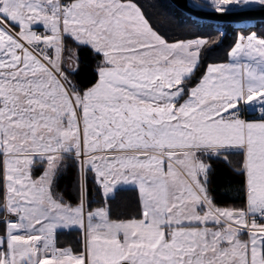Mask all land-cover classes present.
Segmentation results:
<instances>
[{
  "label": "snow or ice",
  "instance_id": "6c2138e0",
  "mask_svg": "<svg viewBox=\"0 0 264 264\" xmlns=\"http://www.w3.org/2000/svg\"><path fill=\"white\" fill-rule=\"evenodd\" d=\"M209 3L219 14L264 8ZM66 36L103 56L86 90L61 70ZM208 44L167 42L132 0H0V264H264V37L240 34L231 61L190 86ZM197 153L241 155L244 208L213 203ZM67 158L76 206L53 192ZM90 178L105 201L93 210ZM128 189L139 218L112 219L107 201ZM72 229L79 251L57 245Z\"/></svg>",
  "mask_w": 264,
  "mask_h": 264
},
{
  "label": "trees",
  "instance_id": "16d2710c",
  "mask_svg": "<svg viewBox=\"0 0 264 264\" xmlns=\"http://www.w3.org/2000/svg\"><path fill=\"white\" fill-rule=\"evenodd\" d=\"M139 5L150 25L169 42L203 37L209 44L201 51L198 70L192 78L190 86L198 83L205 74L210 63L224 62L230 59L229 53L237 42L240 34L249 35L255 32L264 37V22L246 27L234 24H217L202 22L189 17L176 8L170 0H132ZM223 29L222 30L220 29ZM64 46L77 53V63L72 68L70 76L73 84L81 91L94 85L98 80L97 67L102 58L90 46L79 45L71 37H65ZM227 159H224V157ZM242 160L237 153H222L221 156H205L210 165L208 192L213 203L218 207L244 208V176L235 169L239 168ZM42 169L35 168L33 174L39 175ZM78 165L76 161L67 158L57 176L54 192L62 202L69 205H78L81 200V190L78 179ZM3 184L0 181V205L3 202ZM104 198L99 187L91 180L88 181L86 206L88 210L104 206ZM112 219L139 218L140 200L135 189L117 191L114 199L107 201ZM4 211L0 210V218ZM4 220L0 219V234H3ZM80 231L77 229L63 230L57 233L58 246H70L74 250L80 249Z\"/></svg>",
  "mask_w": 264,
  "mask_h": 264
},
{
  "label": "water",
  "instance_id": "95a60500",
  "mask_svg": "<svg viewBox=\"0 0 264 264\" xmlns=\"http://www.w3.org/2000/svg\"><path fill=\"white\" fill-rule=\"evenodd\" d=\"M181 12L202 22L234 25H253L264 22V8L259 5L251 6L243 11L219 14L211 7L203 5L197 0H170Z\"/></svg>",
  "mask_w": 264,
  "mask_h": 264
},
{
  "label": "crops",
  "instance_id": "0c3cea01",
  "mask_svg": "<svg viewBox=\"0 0 264 264\" xmlns=\"http://www.w3.org/2000/svg\"><path fill=\"white\" fill-rule=\"evenodd\" d=\"M133 3H135L134 1H132ZM135 4H137V3H135ZM137 6H139L138 4H137ZM143 12V11H142ZM144 14V13H143ZM145 16V15H144ZM146 18V17H145ZM147 19V18H146ZM37 27H42V26H37ZM154 29V28H153ZM155 30V29H154ZM16 31H19V28H16ZM156 31V30H155ZM158 33V32H157ZM159 34V33H158ZM67 37V36H66ZM163 37V36H162ZM164 38V37H163ZM196 38H203V37H196ZM196 38H192V39H196ZM192 39H186V40H177V41H173V42H169V41H167V42H169V43H175V42H178V41H187V40H192ZM48 51V54H50V55H53V52H52V50H47ZM66 56H68L69 58H70V60H71V65H72V67H66L65 66V59H66ZM101 56H102V54H101ZM231 61V57H230V59L228 60V61H224V62H215V63H210L208 66H207V68L210 66V65H215V64H226V63H229ZM102 62H103V56H102V58H101V60H100V62H99V65H98V67H97V69L99 68V67H101V66H103V64H102ZM76 63H77V53H76V51L75 50H73V49H71V48H68V49H66L65 48V46H64V51H63V53H62V59H61V70L64 72V74L65 75H67L68 76V78H69V80H71L72 81V83H73V80H72V78H71V76H70V73H71V70H72V68L76 65ZM206 71H207V69H206ZM206 71H205V73H206ZM99 78V77H98ZM98 81V80H97ZM93 86V85H92ZM92 86H90V87H92ZM89 87V88H90ZM88 89V88H87ZM86 90V89H85ZM249 120H254V119H249ZM197 155H200L201 156V159H203L204 161H205V156L206 155H201L200 153H197ZM205 163H207L206 161H205ZM208 164V163H207ZM245 203H246V201H245ZM74 206H76V205H74ZM245 207V206H244ZM222 208H224V207H222ZM228 208H231V207H228ZM211 226V225H210ZM244 238H246V236L244 237ZM59 247H63V246H59Z\"/></svg>",
  "mask_w": 264,
  "mask_h": 264
},
{
  "label": "rangeland",
  "instance_id": "374dc122",
  "mask_svg": "<svg viewBox=\"0 0 264 264\" xmlns=\"http://www.w3.org/2000/svg\"><path fill=\"white\" fill-rule=\"evenodd\" d=\"M197 1H199L200 3H202L203 5H206V6H209V7H211V4L209 3V0H197ZM241 26H243V27H246V26H248V25H241ZM221 30H222V32H223V29L222 28H220ZM258 36V35H257ZM259 37V36H258ZM50 55V54H49ZM65 66L66 67H72V65H71V60H70V58L68 57V56H66V59H65ZM65 161V160H64ZM64 161H63V164H64ZM45 166H46V164L44 163V162H40V161H37L36 162V164L34 165V167H33V170L35 169V168H37V170L38 169H42V172L39 174V175H37V176H35L33 173V177L34 178H36V177H39L42 173H43V171H44V168H45ZM53 192H54V190H53ZM54 194H55V192H54ZM55 195H57V194H55ZM58 196V195H57ZM59 197V196H58ZM3 199H4V196H3ZM3 203H4V200H3V202H2V204L1 205H3ZM3 216H6V213L4 212V215ZM9 218V217H8ZM9 219H12V218H9ZM4 220V219H3Z\"/></svg>",
  "mask_w": 264,
  "mask_h": 264
},
{
  "label": "built area",
  "instance_id": "2783aa9c",
  "mask_svg": "<svg viewBox=\"0 0 264 264\" xmlns=\"http://www.w3.org/2000/svg\"><path fill=\"white\" fill-rule=\"evenodd\" d=\"M35 30L37 31V32H44V28L43 27H38V28H35ZM243 117L245 118V119H258L259 118V114H249V113H247V112H244L243 113ZM5 218V216L3 217V218H0V219H4ZM9 218H12V219H14V217H9ZM257 222L258 223H264V220H261V219H259V218H257Z\"/></svg>",
  "mask_w": 264,
  "mask_h": 264
}]
</instances>
